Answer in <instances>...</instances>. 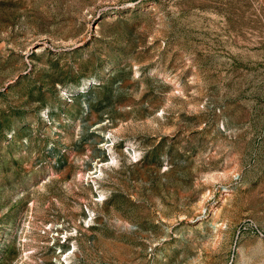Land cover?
Returning <instances> with one entry per match:
<instances>
[{
  "label": "rangeland",
  "instance_id": "374dc122",
  "mask_svg": "<svg viewBox=\"0 0 264 264\" xmlns=\"http://www.w3.org/2000/svg\"><path fill=\"white\" fill-rule=\"evenodd\" d=\"M0 264H264V0H0Z\"/></svg>",
  "mask_w": 264,
  "mask_h": 264
}]
</instances>
